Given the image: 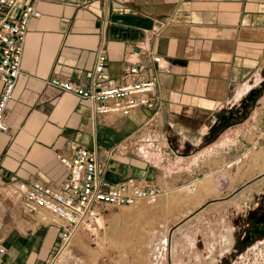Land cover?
<instances>
[{"label":"crops","instance_id":"1","mask_svg":"<svg viewBox=\"0 0 264 264\" xmlns=\"http://www.w3.org/2000/svg\"><path fill=\"white\" fill-rule=\"evenodd\" d=\"M37 9L22 73L4 111L10 130L0 131L5 261L45 264L57 248L59 228L41 225L22 209V190L31 180L57 189L67 177L57 155H68L75 142L95 152L107 181L132 178L165 191L154 204L131 206L155 205L148 247L162 236L168 240L159 264H221L231 252V193L217 197L215 180L224 174L231 187V122L215 129L214 123L264 81V0H39ZM155 20L163 23L159 31ZM100 48L106 51L107 84L121 81L124 65L144 64L157 81L155 109L100 116L87 100L46 85L52 76L88 85ZM191 187L198 188L195 197L180 191ZM195 198L220 201L178 223L164 214L171 200ZM109 208L102 219H112ZM82 238L77 232L72 244ZM150 252L139 264H150Z\"/></svg>","mask_w":264,"mask_h":264},{"label":"built area","instance_id":"2","mask_svg":"<svg viewBox=\"0 0 264 264\" xmlns=\"http://www.w3.org/2000/svg\"><path fill=\"white\" fill-rule=\"evenodd\" d=\"M38 1L0 0L1 132L10 130L4 120V111L22 73L21 61L29 23L40 15ZM162 27L163 23L155 20L154 31ZM160 59L158 55L151 56L155 63H159ZM106 60L104 48L98 49L88 85H78L57 76L49 77L45 83L59 92L87 100L93 113L100 116L126 117L136 109L153 110L157 107V81L145 74L144 64L124 65L121 81L107 84ZM57 159L67 172L65 181L57 189L39 180H31L22 190V209L41 225H56L59 228V244L45 264H85L71 250L72 237L77 232L94 234L101 225L102 211L109 206H132L140 201L154 204L164 192L158 186L137 184L132 178L115 183L107 181L98 171L95 152L75 142L71 143L68 155L59 154ZM167 241V237L162 236L152 247L150 264L161 263L160 257L167 251ZM5 253L6 249L0 242V264H9L4 259Z\"/></svg>","mask_w":264,"mask_h":264},{"label":"rangeland","instance_id":"3","mask_svg":"<svg viewBox=\"0 0 264 264\" xmlns=\"http://www.w3.org/2000/svg\"><path fill=\"white\" fill-rule=\"evenodd\" d=\"M252 92L254 97L248 100L246 97ZM244 99L247 106L243 113L231 120V187L227 188V176L224 174H219L215 180L220 185L215 192L217 197L231 193V252L221 264H264V239L256 235L243 242L248 224L264 201V81L252 88L238 104ZM204 179L203 185L207 187L212 178ZM202 180L197 182L198 188H202ZM197 189L191 187L180 191L188 197H195ZM196 199L171 200L164 205V214L174 216L173 223H178L194 218L206 204L220 201ZM109 207L105 213L112 214V219H102L94 234L81 231L82 241L77 245L71 241L72 253L83 259L85 264H110V261L139 264L152 250L148 245L155 234V205ZM135 212L142 215H135Z\"/></svg>","mask_w":264,"mask_h":264},{"label":"flooded vegetation","instance_id":"4","mask_svg":"<svg viewBox=\"0 0 264 264\" xmlns=\"http://www.w3.org/2000/svg\"><path fill=\"white\" fill-rule=\"evenodd\" d=\"M253 97H254V93L252 92L246 98L248 100H252ZM246 106H247V100L244 99V101L241 102L240 104H238L235 107V109H232L231 111H228L226 113H222L220 119L214 123L215 124L214 129H215V127H217V125L223 126L227 122H231V120H233L235 117H237V115L243 113V109ZM263 212H264V201L260 205V211L255 215V217L252 218L251 224L249 225L247 232H245L244 239H243L244 243L250 241L251 236L253 237L256 235L260 236V237H262V239H264V222L257 221V219H259L261 217Z\"/></svg>","mask_w":264,"mask_h":264},{"label":"water","instance_id":"5","mask_svg":"<svg viewBox=\"0 0 264 264\" xmlns=\"http://www.w3.org/2000/svg\"><path fill=\"white\" fill-rule=\"evenodd\" d=\"M257 221L264 222V212H263V214L261 215V217H260L259 219H257Z\"/></svg>","mask_w":264,"mask_h":264},{"label":"bare ground","instance_id":"6","mask_svg":"<svg viewBox=\"0 0 264 264\" xmlns=\"http://www.w3.org/2000/svg\"><path fill=\"white\" fill-rule=\"evenodd\" d=\"M264 168V167H263ZM263 168H261V169H263Z\"/></svg>","mask_w":264,"mask_h":264}]
</instances>
